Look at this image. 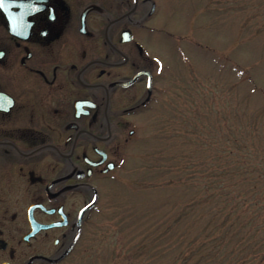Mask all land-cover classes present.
<instances>
[{
	"label": "flooded vegetation",
	"instance_id": "1",
	"mask_svg": "<svg viewBox=\"0 0 264 264\" xmlns=\"http://www.w3.org/2000/svg\"><path fill=\"white\" fill-rule=\"evenodd\" d=\"M191 44L170 0H5L0 264L101 261L107 193L165 104L171 46Z\"/></svg>",
	"mask_w": 264,
	"mask_h": 264
},
{
	"label": "rangeland",
	"instance_id": "2",
	"mask_svg": "<svg viewBox=\"0 0 264 264\" xmlns=\"http://www.w3.org/2000/svg\"><path fill=\"white\" fill-rule=\"evenodd\" d=\"M170 31L202 46L169 50L94 264H264V0H170Z\"/></svg>",
	"mask_w": 264,
	"mask_h": 264
},
{
	"label": "snow or ice",
	"instance_id": "3",
	"mask_svg": "<svg viewBox=\"0 0 264 264\" xmlns=\"http://www.w3.org/2000/svg\"><path fill=\"white\" fill-rule=\"evenodd\" d=\"M5 0H0V6H3Z\"/></svg>",
	"mask_w": 264,
	"mask_h": 264
}]
</instances>
